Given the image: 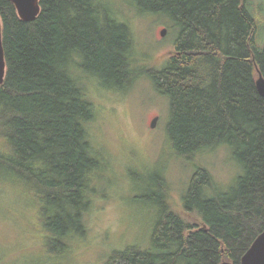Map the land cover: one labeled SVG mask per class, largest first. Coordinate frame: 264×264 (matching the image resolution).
Returning <instances> with one entry per match:
<instances>
[{"label":"trees","instance_id":"obj_1","mask_svg":"<svg viewBox=\"0 0 264 264\" xmlns=\"http://www.w3.org/2000/svg\"><path fill=\"white\" fill-rule=\"evenodd\" d=\"M100 1L40 0V14L27 21L12 0H0L7 63L0 84L6 142L0 174L27 187L40 206L50 251L60 254L68 238L85 234L95 175L103 168L88 131L94 106L79 74L123 89L138 76L130 27ZM134 2L141 11L166 14L178 31L175 53L149 71L170 98L175 152L190 158L226 143L242 173L230 192L212 197L213 177L198 167L183 203L200 221L186 219L164 194L156 196L162 210L150 245L115 250L106 264H241L264 231V96L257 86L264 77L262 26L250 0Z\"/></svg>","mask_w":264,"mask_h":264},{"label":"rangeland","instance_id":"obj_2","mask_svg":"<svg viewBox=\"0 0 264 264\" xmlns=\"http://www.w3.org/2000/svg\"><path fill=\"white\" fill-rule=\"evenodd\" d=\"M102 1L110 16L131 29L138 76L123 89L105 87L100 79L79 74L94 106L88 131L103 165L95 175L96 192L85 215L87 230L68 238L64 253L50 251V235L38 202L24 184L0 174V264H106L115 250L150 245L162 210L156 196L161 199L164 194L186 219L200 221L183 203L198 167L208 169L213 177L208 193L212 197L230 192L242 173L226 143L204 148L190 158L177 155L173 148L168 136L170 98L157 90L149 74L175 53L178 31L169 16L141 11L134 0ZM249 7L262 26L258 41L263 45L264 0H250ZM5 149L0 136V152ZM158 181L164 187L157 186Z\"/></svg>","mask_w":264,"mask_h":264},{"label":"water","instance_id":"obj_3","mask_svg":"<svg viewBox=\"0 0 264 264\" xmlns=\"http://www.w3.org/2000/svg\"><path fill=\"white\" fill-rule=\"evenodd\" d=\"M16 5L19 16L27 21L35 20L41 12L40 0H12ZM3 24L0 18V84L5 81L7 74V63L3 45ZM167 33V28L162 30V35ZM259 92L264 96V77L260 76L257 80ZM157 119V118H156ZM155 119V120H156ZM155 121H153V125ZM220 264H232L223 261ZM241 264H264V231L260 233L248 251L244 254Z\"/></svg>","mask_w":264,"mask_h":264},{"label":"flooded vegetation","instance_id":"obj_4","mask_svg":"<svg viewBox=\"0 0 264 264\" xmlns=\"http://www.w3.org/2000/svg\"><path fill=\"white\" fill-rule=\"evenodd\" d=\"M154 118H157V116H155ZM154 118H153V119H154Z\"/></svg>","mask_w":264,"mask_h":264}]
</instances>
